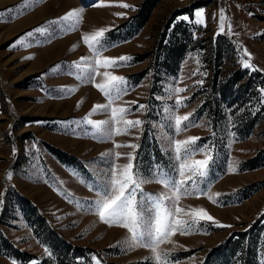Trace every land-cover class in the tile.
<instances>
[{"label": "rangeland", "instance_id": "374dc122", "mask_svg": "<svg viewBox=\"0 0 264 264\" xmlns=\"http://www.w3.org/2000/svg\"><path fill=\"white\" fill-rule=\"evenodd\" d=\"M34 1L32 6L40 8L51 0ZM144 1L57 0L53 10L46 7L45 15L30 31L46 27L47 22L53 20L46 19L53 11L54 15L61 13V17L69 10H81L79 25L65 34L37 33L26 41L30 47H11L18 33L3 37L7 27L2 25L4 17L0 18L3 20L0 22V193H3L0 236L18 250L52 258L43 244L44 239L34 233L19 210L17 200L20 199L29 202L28 206L43 220L45 227L66 243L83 250L86 259L79 258L80 264H96L93 256L100 264H154L148 249L125 250L127 245L120 242L130 235L126 229L109 227L94 211L88 210L86 202L96 199L88 185L105 179L108 163L101 159L102 153H111L112 160L119 165L128 160L126 156L117 159L116 153H132L136 165L144 173L156 165L163 166L166 171L173 165L178 169L180 162L172 159L174 151L162 149L169 147L170 141L188 137H200L196 145L207 146L204 152L192 155L189 163L204 159L207 151L212 150L214 162L200 188L217 202H211L206 195L194 194L182 196L179 206L186 212L203 208L214 217L215 223L201 222L188 229L187 234L177 232L171 236V243L160 246L171 251V261L203 264L213 248L233 234L246 231L264 216V185L247 198L238 194L248 185L264 182V155L259 153L264 149V91L261 102H255L254 98L255 101L245 102L243 107L229 105L230 102H213L216 94L211 98L215 90L212 86L215 65L218 67L217 82L222 83L233 71L243 70L245 78L250 79V88L260 81L264 85V0H161L137 33L127 28L112 33L134 16ZM123 4L129 7L120 6ZM195 4L203 6L192 9L191 19L180 14ZM221 9L225 17L223 31ZM199 10H203L202 17L195 16ZM175 14L179 15L173 24L182 22L180 29L191 35V40L178 63L165 71L158 44L167 21ZM185 16L189 19L184 20ZM101 28L110 29L105 33V41L114 45L102 56L131 57L124 66L99 69L127 79V94L113 106L131 107L132 113L125 119L143 121L142 125L127 132L123 124L119 125L121 134L104 142L91 138L86 134L85 125L78 122L93 105L106 104V97L92 83L66 74L72 70L70 66L74 61L92 57L83 42V34L90 35ZM245 51L250 55H245ZM142 55L144 58L139 59ZM244 61L253 67H243ZM55 65L61 68L53 73L50 69ZM103 79L97 76L95 83ZM62 86L75 88V91L61 96L55 90ZM174 88L185 91L174 93ZM177 97H187L178 109L175 108ZM131 101L147 107L137 111L135 105L125 104ZM214 110L216 113H212ZM173 111L176 115L191 113L190 120L195 126L176 134L174 121L168 118ZM256 112L260 120L256 127L250 130L237 127L240 116H253ZM110 118V109L108 113L90 117L93 120ZM165 136L168 140L162 139ZM128 145L137 147L134 151ZM56 151L60 153L56 155ZM257 156L260 157L254 163H248ZM229 167L235 171L229 172ZM9 172L11 179L6 178ZM142 188L154 194L166 191L155 182L144 184ZM215 193L221 195L216 197ZM217 223L230 227H219ZM0 264L16 263L0 257Z\"/></svg>", "mask_w": 264, "mask_h": 264}, {"label": "snow or ice", "instance_id": "6c2138e0", "mask_svg": "<svg viewBox=\"0 0 264 264\" xmlns=\"http://www.w3.org/2000/svg\"><path fill=\"white\" fill-rule=\"evenodd\" d=\"M25 6L30 3V0H24ZM122 7H129L127 4L120 5ZM9 12L11 9L8 10ZM220 21L221 31H223V22L225 20L224 10L221 9ZM196 17L203 16V10L195 13ZM4 17V13L0 12V18ZM188 20L187 16L183 17ZM81 21V10L72 9L67 13L58 17L57 19L47 22V26L37 27L24 35H21L11 47L23 46L30 47L31 45L26 41L39 33L45 35L52 31L53 34L59 32L65 34L74 31ZM0 22H3L0 19ZM200 23V20H197ZM110 29L101 28L93 31L90 35L83 34L82 39L85 45L88 46L92 52V57H81L78 61H74L66 74L74 76L76 80L81 82H90L96 87L107 99L106 104H95L88 114H86L78 123L85 125L86 134L91 138L99 141H110L114 135L121 134L119 125H124V131L137 128L143 124V121L127 120L126 115L132 113L131 107L113 106L121 100L123 95L128 92V82L125 77L111 74L109 71L100 72L99 69L115 68L124 66V63L131 60V57L121 55L118 58H110L102 56V53L114 45L107 44L105 41V33ZM231 31V25H229ZM75 48V46H73ZM245 55H250L245 51ZM33 57H26L32 59ZM94 59V63L92 62ZM243 67L252 68L253 65L248 61L243 62ZM60 65H55L50 69L51 72L56 73L60 70ZM97 76H102L104 79L100 83H95ZM75 88L60 87L55 90L59 95L71 94ZM174 93L184 92V88L172 89ZM161 99V97H157ZM183 99L177 97L175 100V108L178 109ZM125 104L135 105L137 111L144 110L147 106L138 104L136 101L125 102ZM79 107V103L77 105ZM110 109V119L93 120L90 117L97 113H108ZM168 111V109H165ZM191 113L186 115H176L173 111L168 117L174 121V131L176 134L186 130L189 126H195L191 120ZM163 140H168V137H162ZM200 137H188L186 140L176 139L169 142V147L162 149L164 152L174 151L175 155L172 157L175 161L180 162L179 168L175 165L171 170L166 171L161 165H156L154 169L148 173L142 172L135 163V155L132 153L123 154L116 153V158L126 156L128 163L124 165L116 164L111 158V153H102L101 159L108 163V170L105 173V179L98 184L88 185L89 190L95 193L96 199L87 201V208L89 211H94L98 215L99 220L109 227L118 226L127 230L130 235L120 243L126 244L127 250L134 248H144L150 250L154 264H174L171 261V251L161 249V245L171 243L170 237L177 232L180 234H187L188 229L193 225H199L201 222H214L215 219L205 209H192L185 211L183 207L179 206L181 197L192 195H206L208 199L216 203L212 195L200 188L208 176L209 169L214 162L212 150H208L204 159L192 160L189 163V158L197 153L204 152L207 146H197L196 141ZM174 145V148H171ZM121 147V145H114ZM135 151L136 145H128ZM15 149H13V154ZM235 169L229 167V172H234ZM177 173L178 177L177 178ZM12 173H7V179H11ZM155 182L163 186L166 190L160 194L147 193L143 191L142 185ZM171 193V195H168ZM69 195H71L69 193ZM219 197L220 193L214 194ZM3 193H0V204ZM79 203V202H77ZM183 215L186 219L178 218ZM219 227H230V225H220ZM96 264L100 261L93 256Z\"/></svg>", "mask_w": 264, "mask_h": 264}, {"label": "trees", "instance_id": "16d2710c", "mask_svg": "<svg viewBox=\"0 0 264 264\" xmlns=\"http://www.w3.org/2000/svg\"><path fill=\"white\" fill-rule=\"evenodd\" d=\"M160 1L161 0H145L138 8L137 13L130 17L128 21L114 29L112 33L119 32L125 28L130 30L133 29L134 33H137L146 24L152 9ZM202 6L203 4H195L183 10L180 14H186L191 19L192 9ZM178 15L179 14L173 15L167 21L165 30L158 44L159 55L164 59L163 67L165 71L176 64V62L178 63L182 54L186 51L187 44L191 40V35L186 34L180 29L183 24L182 22L173 24ZM169 30L170 33L167 35ZM140 58H144V55L139 56V59ZM217 69L218 67L215 65V72L212 79V86L215 87V90L212 91L211 98L214 94L217 95V98H215L213 102H230L229 105L235 104L242 107L245 105V102L255 101V99V102H261V95L264 91V85L261 81L254 83L250 88V79L245 78L246 72L237 70L225 76L222 79V83L217 82ZM141 75L142 74H140V76ZM212 113H216V111L214 110ZM258 115L259 113L256 112L253 116H240L237 119V127L243 130L253 129L259 123L258 121H260ZM59 153L60 152L57 151L55 152L56 155ZM259 153L264 155V149ZM259 157L260 156H257L248 160V163H254ZM262 185H264V182L253 183L244 187L238 194L247 198L257 192ZM17 205L25 221L31 225L34 233H36L38 237L44 239L43 244L52 253V258L37 257L30 253L20 251L15 248L8 239L1 236L0 257L16 264H80L77 262L79 258L86 259L82 249L71 246L63 241L49 227H45L43 220L37 217L28 206V201L19 199L17 200ZM259 262L264 264V216L260 218V220L254 222L246 231L233 234L225 242L213 248L206 256L203 264H260Z\"/></svg>", "mask_w": 264, "mask_h": 264}, {"label": "crops", "instance_id": "0c3cea01", "mask_svg": "<svg viewBox=\"0 0 264 264\" xmlns=\"http://www.w3.org/2000/svg\"><path fill=\"white\" fill-rule=\"evenodd\" d=\"M34 2V0H30V3L25 6L24 0H0V12L6 13V15H4L5 22L2 25L7 27V29L3 32V37H8L10 34L14 35L17 33L19 37L24 35L25 33L29 32L32 27L38 25L42 19L41 16L45 15L44 11L46 10V7H49L48 9L51 11L54 9V6L57 5V0H51L46 3L45 6L39 8L32 6ZM9 9H11L10 12L8 11ZM53 12L51 13V16H49L50 18L46 19L54 20L60 17L61 13L54 15ZM48 53L49 50L47 54Z\"/></svg>", "mask_w": 264, "mask_h": 264}]
</instances>
